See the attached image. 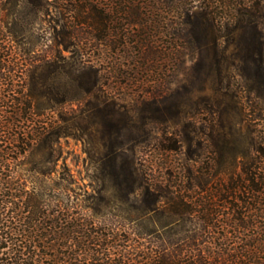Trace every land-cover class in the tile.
Listing matches in <instances>:
<instances>
[{"label": "rangeland", "instance_id": "1", "mask_svg": "<svg viewBox=\"0 0 264 264\" xmlns=\"http://www.w3.org/2000/svg\"><path fill=\"white\" fill-rule=\"evenodd\" d=\"M260 1H19L18 36L8 43L33 49L36 76L42 75L38 93L66 97L50 111L55 129L67 133L57 143L59 165H65L80 197L97 190L105 193L106 198L98 199L102 219L144 238L163 234L159 223L170 220L164 215L147 223L141 213L112 196V180L99 163L104 157L129 160L145 184L195 198L197 190L205 194L229 183L251 138L264 142V63L257 69L252 59L244 61L236 54V43L264 42ZM203 11L212 24L202 20ZM28 15L32 23L26 29ZM188 30H193V40ZM42 58L51 62L49 72L40 66ZM75 62L95 72V88L91 72L76 79L56 68ZM242 109L246 116L240 115ZM52 177L54 183L57 175ZM250 214L245 209V218ZM253 218L242 234L248 251L257 243L252 247L248 240L257 238L252 260L264 264L263 204ZM186 220L187 226L200 228L196 218Z\"/></svg>", "mask_w": 264, "mask_h": 264}, {"label": "trees", "instance_id": "2", "mask_svg": "<svg viewBox=\"0 0 264 264\" xmlns=\"http://www.w3.org/2000/svg\"><path fill=\"white\" fill-rule=\"evenodd\" d=\"M19 1L0 0V264H254L259 243L257 238L248 240L252 247L257 242L248 251L242 229L255 222L253 217L264 205V142L251 138L229 183L205 194L197 190L195 198L145 184L129 160L104 157L99 163L112 180L111 195L127 204L126 209L141 213L147 223L170 217L159 223L164 233L153 238L134 231L124 233L100 217L98 199L106 198L105 193L97 190L80 197L65 165H59L57 143L67 133L55 129L50 111L67 99L38 93L35 88L42 75L36 76L33 49L8 43L18 36ZM24 2L33 5L35 0ZM201 13L202 20L212 24L208 13ZM31 17L26 16V29ZM187 36L190 40L196 37L193 30ZM262 43H236V54L244 61L252 59L259 69L264 63ZM212 46L216 48L215 43ZM44 58L40 66L49 72L51 62ZM67 67L56 66L76 79L91 72V87L95 88V72L77 62ZM43 80L46 83V77ZM42 98L43 104L37 102ZM240 112L244 114L243 109ZM214 146L215 150L219 147L217 142ZM53 174L57 175L54 183ZM196 181L202 189L200 177ZM162 200L167 204H161ZM245 209L251 210L249 219ZM192 218L200 221V228L187 226L186 219ZM181 229L192 233L180 235Z\"/></svg>", "mask_w": 264, "mask_h": 264}]
</instances>
